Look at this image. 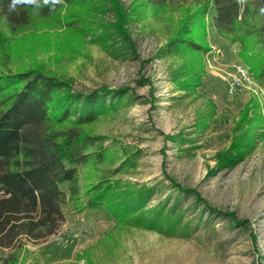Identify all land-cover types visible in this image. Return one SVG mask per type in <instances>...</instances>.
<instances>
[{
	"label": "rangeland",
	"instance_id": "374dc122",
	"mask_svg": "<svg viewBox=\"0 0 264 264\" xmlns=\"http://www.w3.org/2000/svg\"><path fill=\"white\" fill-rule=\"evenodd\" d=\"M204 1L117 0L122 38L112 3L97 0L91 30L38 20L12 37L10 57L0 51V67L116 98L86 129L103 156L79 167L85 188L63 206L62 227L0 249V264H264V116L253 85L228 92L238 66L254 74L241 44L214 27L215 11L197 13ZM100 184L116 214L88 205Z\"/></svg>",
	"mask_w": 264,
	"mask_h": 264
},
{
	"label": "trees",
	"instance_id": "16d2710c",
	"mask_svg": "<svg viewBox=\"0 0 264 264\" xmlns=\"http://www.w3.org/2000/svg\"><path fill=\"white\" fill-rule=\"evenodd\" d=\"M95 1L63 0L55 11L47 6L18 7L15 13H9L10 0H0L2 55L10 57L12 37L38 20L71 32L91 30L94 26L86 25L89 22L86 9ZM98 2L112 3L118 19L114 25L115 37L126 38L117 0ZM262 9L264 0H244L242 4L238 0H205L197 13L215 11L214 27L230 41L241 44L242 57L256 81L264 87ZM172 44L203 49L181 37H176ZM6 65L0 67V249L4 250L13 248L24 237L41 240L62 227L63 206L68 200L79 199L85 188L81 185L79 167L92 156L99 161L103 156L91 152L96 140L87 136L86 129L116 104V98L103 89L76 93L68 81L55 75L36 68L13 70ZM63 185H67L68 193L62 189ZM109 190L111 186L107 184L89 186L85 192L91 195L88 205L106 204L116 214V206L107 199ZM143 203L141 200L139 206Z\"/></svg>",
	"mask_w": 264,
	"mask_h": 264
},
{
	"label": "built area",
	"instance_id": "2783aa9c",
	"mask_svg": "<svg viewBox=\"0 0 264 264\" xmlns=\"http://www.w3.org/2000/svg\"><path fill=\"white\" fill-rule=\"evenodd\" d=\"M248 85H253L255 88L254 92L259 103H261V111L264 116V87L254 80V77L245 67L238 66L235 73L229 78L228 92L233 95L237 91L245 89Z\"/></svg>",
	"mask_w": 264,
	"mask_h": 264
},
{
	"label": "clouds",
	"instance_id": "9594fccd",
	"mask_svg": "<svg viewBox=\"0 0 264 264\" xmlns=\"http://www.w3.org/2000/svg\"><path fill=\"white\" fill-rule=\"evenodd\" d=\"M244 0H238V3H243ZM63 0H10L8 12L15 13L18 7H31L40 9L47 6L50 11H55L57 5L62 4ZM264 11V9H262Z\"/></svg>",
	"mask_w": 264,
	"mask_h": 264
}]
</instances>
